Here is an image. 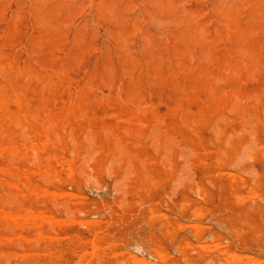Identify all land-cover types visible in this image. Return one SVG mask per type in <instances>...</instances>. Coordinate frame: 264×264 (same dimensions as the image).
<instances>
[{
    "label": "rangeland",
    "instance_id": "obj_1",
    "mask_svg": "<svg viewBox=\"0 0 264 264\" xmlns=\"http://www.w3.org/2000/svg\"><path fill=\"white\" fill-rule=\"evenodd\" d=\"M182 2L0 0L1 263L264 264V0Z\"/></svg>",
    "mask_w": 264,
    "mask_h": 264
},
{
    "label": "bare ground",
    "instance_id": "obj_2",
    "mask_svg": "<svg viewBox=\"0 0 264 264\" xmlns=\"http://www.w3.org/2000/svg\"><path fill=\"white\" fill-rule=\"evenodd\" d=\"M182 1H183V0H182ZM184 1L186 2V0H184ZM185 2H182V3H185ZM240 5H241V4H240ZM247 5H249V4H247ZM241 8H243V7H241ZM241 8H240V9H241ZM253 8H254V7H253ZM259 8H260V6H259ZM261 8H262V7H261ZM247 9H248V8H247ZM195 10H196V9H195ZM251 10H252V9H251ZM198 11H199V9H198ZM204 11H205V10H204ZM233 12H234V11H233ZM237 12H239V11H237ZM252 12H253V11H252ZM255 12H256V11H255ZM230 13H231V12H230ZM230 13H229V14H230ZM247 13H249V12H247ZM257 13H258V11H257ZM241 14H242V13H241ZM251 15H252V14H251ZM251 15H250V16H251ZM259 15H260V14H259ZM233 16H234V15H233ZM247 16H248V15H247ZM200 17H201V16H200ZM252 17H253V16H252ZM226 18H227V17H225V19H226ZM246 18H247V17H246ZM250 18H251V17H250ZM262 18H263V17H262ZM135 19H137V18H135ZM230 19H231V18H230ZM234 19H235V18H234ZM243 19H244V18H243ZM253 19H254V18H252L251 21H253ZM236 20H238V19H236ZM248 20H249V19H248ZM255 20H256V16H255ZM257 20H258V18H257ZM257 20H256V21H257ZM227 21H228V20H227ZM229 21H230V20H229ZM233 21H234V20H233ZM258 21H259V20H258ZM207 22H208V20H207ZM224 22H226V21H224ZM230 22H231V21H230ZM235 22H236V21H235ZM235 22H234V24H235ZM205 23H206V22H205ZM220 23H221V22H220ZM251 23H252V22H251ZM257 23H258V22H257ZM199 24H201V23H199ZM208 24H209V23H208ZM223 24H224V23H223ZM232 24H233V23H232ZM234 24H233V25H234ZM260 24H261V23H260ZM224 25H225V27H227L226 24H224ZM243 25H245V24H243ZM249 25H250V23H249ZM251 25H252V24H251ZM246 26H248V25H246ZM134 27H136V26H134ZM250 27H251V26H250ZM252 27H253V26H252ZM252 27H251V28H252ZM227 28H228V27H227ZM247 28H248V27H247ZM254 28H256V27H254ZM212 29H213V28H212ZM133 30H135V28H133ZM213 30H214V29H213ZM227 30H228V29H227ZM228 32H229V31H228ZM232 32H233V31H232ZM205 33H206V32H205ZM230 33H231V32H230ZM213 34H215L214 31H213ZM206 36H207V35H206ZM215 36H216V35H215ZM235 36H236V35H235ZM8 38H9V37H8ZM202 38H203V37H202ZM255 38H256V37H255ZM6 40H7V39H6ZM205 40H206V39H205ZM249 40H250V39H249ZM244 43H245V42H244ZM215 48H217V47H215ZM251 49H252V48H251ZM256 50H257V49H256ZM257 51H258V50H257ZM73 52H74V51H73ZM81 52H82V51H81ZM249 52H250V51H249ZM253 52H254V50H253ZM226 53H227V52H226ZM220 56H222V55H220ZM230 56H231V55H230ZM230 56H229V57H230ZM64 59H65V57H64ZM211 59H212V58H211ZM77 60H78V59H77ZM240 61H241V60H240ZM243 65H244V63H243ZM247 66H248V65H247ZM248 67H249V66H248ZM253 68H254V67H253ZM261 68H262V67H261ZM262 69H263V68H262ZM231 70H232V69H231ZM255 70H257V69H255ZM243 71H244V70H243ZM254 72H255V71H254ZM227 73H228V72H227ZM53 74H54V73H53ZM235 74H236V73H235ZM237 74H238V73H237ZM62 75H63V74H62ZM239 75H240V74H239ZM243 75H245V74H243ZM93 76H94V73H93ZM223 76H224V75H223ZM234 76H236V75H234ZM256 76H257V75H256ZM62 77H63V76H62ZM86 77H87V76H86ZM231 77H232V76H231ZM81 78H82V77H81ZM98 78H99V77H98ZM98 78H96V81H97ZM244 78H245V77H244ZM70 79H71V78H70ZM245 79H246V78H245ZM73 80H74V79H73ZM243 80H244V79H243ZM98 84H99V83H98ZM249 84H250V83H249ZM95 86H96V85H95ZM117 88H118V87H117ZM38 89H39V88H38ZM74 89H75V88H74ZM74 89H73V90H74ZM77 89H79V88H77ZM80 89H81V88H80ZM80 89H79V91H81ZM75 90H76V89H75ZM98 90H99V89H98ZM79 91H78V93H79ZM115 91H117V90H115ZM232 91H233V90H232ZM234 91H235V90H234ZM82 92H83V91H82ZM94 92H95V91H94ZM94 92H93V93H94ZM91 93H92V92H91ZM101 93H102V92H101ZM231 93H233V92H231ZM237 93H238V92H237ZM74 94H75V93H74ZM135 94H136V93H135ZM79 95H81V94H79ZM79 95H78V96H79ZM94 95H95V93H94ZM117 95H118V94H117ZM133 95H134V94H133ZM225 95H226V94H225ZM250 95H251V94H250ZM82 96H83V95H82ZM255 97H256V96H255ZM79 99H81V98H79ZM221 99H222V98H221ZM228 99H229V98H228ZM119 100L121 101L122 99L119 97ZM231 100H232V99H231ZM223 101H224V100H223ZM245 101H246V100H245ZM62 102H63V101H62ZM81 102H82V100H81ZM126 102H127V101H126ZM210 102H211V101H210ZM251 102H252V101H251ZM85 103H86V102H85ZM122 103H124V102H122ZM261 103H262V102H261ZM118 104H119V103H118ZM120 104H121V103H120ZM148 105H149V104H148ZM233 105H235V104H233ZM76 106H77V105H76ZM137 106H140V105H137ZM206 106H207V105H206ZM221 106H222V105H221ZM119 107H120V106H119ZM143 107H144V106H143ZM145 107H146V106H145ZM145 107H144V108H145ZM210 107H211V106H210ZM212 107H213V106H212ZM238 107H239V106H238ZM73 108H74V107H73ZM146 108H147V107H146ZM244 108H245V107H244ZM255 108H256V107H255ZM255 108H254V109H255ZM138 109H140V108H138ZM149 109H150V108H148V110H149ZM260 109H261V108H260ZM141 110H142V109H141ZM205 110H206V108H205ZM228 110H229V109H228ZM232 110H233V109H232ZM236 110H237V109H236ZM236 110H235V111H236ZM255 110H256V109H255ZM143 111H145V110H143ZM149 111H150V110H149ZM92 113H93V112H92ZM232 113H234V112H232ZM240 114H243V112L240 113ZM249 114H250V112H249ZM51 115H52V114H51ZM191 115H192V112H191ZM254 115H255V114H254ZM257 115H258V114H257ZM224 116H225V115H224ZM195 117H196V116H195ZM199 117H202V116H199ZM203 117H204V116H203ZM211 117H212V116H211ZM211 117H210V119H211ZM242 117H243V115H242ZM242 117H241V118H242ZM205 118H206V117H205ZM244 118H245V117H244ZM196 119H197V118H195V120H196ZM238 119H239V118H238ZM122 120H124V118H123ZM137 120H138V119H137ZM192 120H193V119H192ZM206 120H208V119L206 118ZM226 120H228V119H226ZM230 120H231V119H230ZM182 121H183V120H182ZM210 121H211V120H210ZM12 122H14V121H12ZM12 122H11V123H12ZM16 122H17V121H16ZM126 122H127V121H126ZM185 122H186V121H185ZM207 122H208V121H207ZM214 122H215V121H214ZM222 122H223V121H222ZM238 122H239V121H238ZM135 123H137V122H135ZM259 123H260V122H259ZM12 124H13V123H12ZM140 124H141V123H140ZM140 124H139V122H138V125H140ZM181 124H182V123H181ZM196 124H197V123H196ZM227 125H228V124H227ZM227 125H226V126H227ZM4 126H5V125H4ZM18 126H19V125H18ZM186 126H187V124H186ZM228 126H229V125H228ZM249 126H250V125H249ZM263 126H264V125H263ZM19 127H20V126H19ZM126 127H127V126H126ZM241 127H242V126H241ZM87 128L89 129V127H87ZM228 128H229V127H228ZM252 128H253V127H252ZM260 128H261V127H260ZM7 129H8V128H7ZM7 129H6V130H7ZM90 129H91V128H90ZM189 129H190V128H189ZM231 129H232V128H231ZM231 129H230V130H231ZM258 129H259V128H258ZM9 130H11V129H9ZM27 130L29 131V129H27ZM47 130H48V129H47ZM61 130H62V132H63L64 129H61ZM132 130H133V129H132ZM213 130H214V129H213ZM233 130H234V129H233ZM12 131H13V130H12ZM44 131H45V130H44ZM214 131H215V130H214ZM234 131H235V130H234ZM244 131H245V130H244ZM10 132H11V131H10ZM126 132H127V131H126ZM217 132H218V130H217ZM224 132H225V131H224ZM252 132H253V131H252ZM53 133H54V132H53ZM228 133H229V132H228ZM228 133H226V134L228 135ZM22 134H23V133H22ZM82 134H83V133H82ZM218 134H219V133H218ZM8 135H9V134H8ZM113 135H114V134H113ZM213 135H214V134H213ZM246 135H247V134H246ZM248 135H249V134H248ZM24 136H25V135H24ZM32 136H33V135H32ZM36 136L38 137V135H36ZM83 136H85V135H83ZM106 136H107V135H106ZM243 136H244V135H243ZM3 137H4V136H3ZM67 137H68V136H67ZM111 137H112V136H111ZM203 137H204V136H203ZM228 137H230V136H228ZM0 138L2 139V137H0ZM68 138H69V137H68ZM68 138H67V139H68ZM213 138H214V137H213ZM225 138H226V137H225ZM261 138H262V137H261ZM7 139H8V136H7ZM31 139H32V138H31ZM117 139H118V138H117ZM229 139H230V138H229ZM2 140H5V139H2ZM214 140H215V138H214ZM216 140H217V138H216ZM225 140H227V138H226ZM69 141H71V140L69 139ZM115 141H116V139H115ZM211 141H212V140H211ZM227 141H228V140H227ZM44 142H45V141H44ZM225 142H226V141H225ZM225 142H223V143H224L223 146H225V144H226ZM31 143H32V142H31ZM39 143H41V142L39 141ZM178 143H179V142H178ZM247 143H248V142H247ZM3 144H4V143H3ZM21 144H22V143H21ZM41 144H42V143H41ZM58 144H59V143H58ZM86 144H88V142H87ZM112 144H113V143H112ZM116 144H117V143H116ZM182 144H183V143H182ZM182 144H181V145H182ZM202 144H203V143H202ZM236 144H237V143H236ZM260 144H261V143H260ZM7 145H8V144H7ZM38 145H39V144H38ZM113 145H114V144H113ZM4 146H5V145H4ZM10 146H11V145H10ZM40 146H42V145H40ZM40 146H39V147H40ZM95 146H97V145L95 144ZM115 146H116V145H115ZM119 146H121V145L119 144ZM179 146H180V143H179ZM185 146H186V145H185ZM189 146H190V145H189ZM240 146H243V144L240 145ZM22 147H23V146H22ZM49 147H50V146H48V148H49ZM252 147H253V146H252ZM259 147H260V146H259ZM262 147H263V146H262ZM40 148H41V147H40ZM51 148H52V147H51ZM121 148H122V146H121ZM189 148H190V147H189ZM196 148H197V147H196ZM245 148H246V146H245ZM33 149H34V148H33ZM33 149H32V150H33ZM219 149H220V148H219ZM229 149H230V147H229ZM229 149H228V150H229ZM253 149H254V148H253ZM27 150H30V149H27ZM38 150H39V149H38ZM43 150H44V149H43ZM50 150H52V149H50ZM106 150H107V149H106ZM106 150H105V151H106ZM257 150H258V149H257ZM261 150H262V149H261ZM10 151H11V150H10ZM16 151H17V150H16ZM33 151H36V150H33ZM33 151H31V152H33ZM107 151H108V150H107ZM218 151H222V150L220 149V150H218ZM226 151H227V150H226ZM259 151H260V150H259ZM262 151H263V150H262ZM43 152L45 153L46 151H43ZM50 152H51V151H50ZM69 152H71V151H69ZM72 152H73V151H72ZM85 152H86V151H85ZM117 152H119V150H118ZM117 152H116V154L118 155ZM17 153H18V152H17ZM23 153L25 154L24 150H23ZM23 153L21 152V154H23ZM51 153H52V152H51ZM121 153H122V152H121ZM218 153H219V152H218ZM220 153L223 154L222 152H220ZM229 153H230V152H229ZM237 153H238V152H237ZM256 153H257V152H256ZM256 153H254V154H256ZM258 153H260V152H258ZM4 154H5V153H4ZM8 154H9V153H8ZM8 154H7V155H8ZM69 154H71V153H69ZM69 154H68V155H69ZM96 154H97V153H96ZM123 154H124V153H123ZM202 154H203V153H202ZM216 154H217V153H216ZM224 154H225V152H224ZM232 154H234V153H232ZM238 154H239V153H238ZM240 154H241V153H240ZM261 154H262V153H261ZM261 154H260V155H261ZM263 154H264V153H263ZM10 155H11V154H10ZM15 155H16V154H14V156H15ZM19 155H20V154H19ZM29 155H30V154H29ZM52 155H53V154H52ZM82 155H83V154H82ZM92 155H93V154H92ZM119 155H121V154H119ZM16 156H17V155H16ZM21 156H22V155H20V157H21ZM30 156H31V155H30ZM34 156H35V155H34ZM124 156H125V155H123V158H125ZM205 156H206V155H205ZM223 156H224V155H223ZM226 156H227V154H226ZM238 156L240 157V155H238ZM238 156H236V157H238ZM11 157H12V156H11ZM27 157H28V156H27ZM45 157H46V156H45ZM81 157H83V156H81ZM121 157H122V156H121ZM221 157H222V156H221ZM224 157H225V156H224ZM234 157H235V156H234ZM251 157H252V156H251ZM263 157H264V156H263ZM29 158H30V157H29ZM35 158H36V157H35ZM42 158H43V157H42ZM83 158H84V157H83ZM115 158H116V157H115ZM123 158H122V159H123ZM126 158H127V156H126ZM151 158H152V157H151ZM197 158H198V156H197ZM197 158H196V159H197ZM214 158L219 159L218 157H215V156H214ZM259 158H260V160H262L261 157H259ZM127 159H128V158H127ZM192 159H193V158H192ZM194 159H195V158H194ZM196 159H195V160H196ZM15 160L17 161V160H19V159H15ZM28 160H29V159H28ZM30 160H31V159H30ZM44 160H45V159H44ZM91 160H92V159H91ZM117 160H118V158H117ZM125 160H126V159H125ZM195 160H194V162H195ZM199 160H200V159H199ZM214 160H216V159H214ZM234 160H235V159H234ZM254 160H255V158H254ZM11 161H13V160H11ZM19 161L22 162V160H19ZM25 161H26V160H25ZM25 161H24V162H25ZM35 161H36V160H35ZM81 161H82V160H81ZM126 161H127V160H126ZM196 161H197V160H196ZM204 161H206V160L204 159L203 162H204ZM4 162H5V161H4ZM4 162H3V163H4ZM29 162H30V161H29ZM36 162H37V161H36ZM88 162H89V161H88ZM113 162H114V161H113ZM115 162H116V161H115ZM197 162H198V161H197ZM208 162H209V161H208ZM211 162H212V161H211ZM222 162H223V161H222ZM234 162H236V161H234ZM7 163H8V162H7ZM45 163H47V159H46ZM78 163H79V162H78ZM119 163H121V162H119ZM119 163H118V164H119ZM4 164H5V163H4ZM8 164H9V163H8ZM27 164H28V162H27ZM38 164H39V163H38ZM56 164H57V163H56ZM106 164H107V163H106ZM116 164H117V163H116ZM124 164H125V162H124ZM165 164H166V163H165ZM203 164H204V163H203ZM213 164H215V163H213ZM217 164H218V162H217ZM11 165H12V162H11ZM28 165H31V163H29ZM112 165H113V164H112ZM114 165H115V164H114ZM114 165H113V166H114ZM125 165H126V164H125ZM174 165H175V164H174ZM174 165H173V166H174ZM200 165H202V164L200 163ZM210 165H211V164H210ZM13 166L15 167V165H13ZM47 166H48V163H47L46 167H47ZM104 166H105V165H104ZM116 166H117V165H116ZM161 166H162V165H161ZM173 166H172V168H173ZM202 166H204V165H202ZM208 166H209V165H208ZM213 166H214V165H213ZM6 167H8V165H7ZM32 167H34V166H32ZM60 167H61V166H60ZM66 167H67V165L65 166V168H66ZM169 167L171 168V166H169ZM36 168H37V167H36ZM47 168H48V167H47ZM89 168H90V167H89ZM105 168H106V167H105ZM3 169H4V168H3ZM10 169H11V168H10ZM12 169H14V168L12 167ZM22 169H24V168L22 167ZM212 169H213V168H212ZM66 170H70V168H69V169H66ZM177 170H178V169H177ZM205 170H206V169H205ZM210 170H211V169H210ZM216 170H217V169H216ZM220 170H221V169H220ZM14 171H15V170H14ZM42 171H43V169H42ZM45 171H46V170H45ZM45 171H43V172H45ZM179 171H180V170H179ZM1 172H2V171H1ZM29 172H30V171H29ZM43 172H42V174H44ZM48 172H49V171H48ZM70 172H71V170H70ZM157 172H158V171H157ZM166 172H167V171H166ZM168 172H169V171H168ZM212 172H213V171H212ZM220 172H223V171H219V173H220ZM45 173H47V172H45ZM62 173H63V171H62ZM161 173H162V172H161ZM223 173H224V172H223ZM223 173H222V175H223ZM227 173H228V172H227ZM229 173H231V172H229ZM229 173H228V174H229ZM8 174H9V173H8ZM52 174H53V173H52ZM69 174H70V173H69ZM112 174H113V173H112ZM177 174H178V173H177ZM228 174H226V175H228ZM10 175H11V174H10ZM28 175L30 176V174H28ZM40 175H41V174H40ZM44 175H46V174H44ZM44 175H43V176H44ZM210 175H211V174H210ZM210 175H209V176H210ZM260 175H263V174L261 173ZM59 176H60V175H59ZM65 176H66V174H65ZM69 176L72 177V172H71V175H69ZM223 176H225V175H223ZM15 177H16V176H15ZM41 177H42V176H41ZM44 177L49 178L48 175H46V176H44ZM44 177H43V179L46 180L47 178L45 179ZM52 177H53V176H52ZM67 177H68V176H67ZM158 177H159V176H158ZM214 177H215V176H214ZM229 177H230V176H229ZM262 177L264 178V175H263ZM11 178H12V177H11ZM69 178H70V177H69ZM69 178H68V179H69ZM218 178H219V176H218ZM240 178H241V177H240ZM263 178H261V179L263 180ZM16 179H17V178H16ZM49 179H50V178H49ZM49 179H48V180H49ZM53 179H56V180H57V178H53ZM227 179H229V178H227ZM44 180L41 179V182L43 181L42 183H45ZM150 180H151V179H150ZM229 180H231V179H229ZM57 181H59V180H57ZM152 181H153V180H152ZM23 182H24V180H23ZM63 182H64V181H63ZM66 182H67V181H66ZM84 182H85V181H84ZM144 182H145V181H144ZM153 182H154V181H153ZM190 182H191V181H190ZM11 183H12V182H11ZM263 183H264V182H263ZM18 184H19V183H18ZM46 184H47V180H46ZM46 184H45V185H46ZM194 184H195V183H194ZM10 185H11V184H10ZM15 185H16V184H15ZM26 185H27V184H26ZM42 185H43V184H42ZM49 185H50V184H49ZM83 185H84V184H83ZM83 185H82V186H83ZM23 186H24V185H23ZM67 186H68V185H67ZM235 186H236V185H235ZM7 187H8V186H7ZM11 187H13V186H11ZM30 187H31V186H30ZM30 187H27V188L29 189ZM169 187H170V186H169ZM228 187H229V186H228ZM4 188H5V187H4ZM51 188H53V187L51 186ZM51 188H49V189H51ZM83 188H84V187H83ZM2 189H3V188H2ZM19 189H21V188H19ZM44 190L46 191L47 189L44 188ZM21 191H22V190H21ZM29 191H30V190H29ZM47 191H48V190H47ZM53 191H54V190H53ZM67 191H68V190H67ZM197 191H198V190H197ZM24 192H25V191H24ZM26 192H27V191H26ZM30 192H31V191H30ZM32 192L35 193L34 191H32ZM54 192H55V191H54ZM59 192H60V191H59ZM59 192H58V194H59ZM201 192H202V191H201ZM5 193H6V192H5ZM17 193H18V192H17ZM48 193H49V192H48ZM56 193H57V192H56ZM62 193H64V192L61 191V194H62ZM66 193L68 194V192H65V195H66ZM202 193H203V192H202ZM262 193H263V192H262ZM20 194H21V192H20ZM30 194H31V193H30ZM45 194H46V193H45ZM53 194H55V193H53ZM58 194H57V195H58ZM61 194H60V196H61ZM70 194H71V193H69V196H68V195H66V196H67L68 198L71 197V196H74V195H72V194L70 195ZM34 195H36V194H34ZM55 195H56V194H55ZM55 195H53V196H55ZM195 195H196V194H195ZM237 195H238V194H237ZM27 196H28V195H27ZM40 196H41V195H40ZM49 196H50V195H49ZM62 196H64V195L62 194ZM80 196H81V195H80ZM83 196H84V195H83ZM161 196H162V195H161ZM34 197H35V196H34ZM55 197H56V196H55ZM55 197H54L53 200H55ZM58 197H59V196H58ZM236 197H237V196H236ZM36 198H37V197H36ZM200 198H201V197H200ZM237 198H239V197H237ZM4 199H5V198H4ZM11 199H12V198H11ZM46 199H47V198H46ZM8 200H9V199H8ZM20 200H21V199H20ZM23 200H24V199H23ZM30 200H31V199H30ZM30 200H28V201L30 202ZM37 200H38V199H37ZM50 200H51V199H50ZM56 200H57V199H56ZM235 200H236V198H235ZM26 201H27V200H26ZM51 201H52V200H51ZM51 201H50V203H51ZM74 201H75V200H74ZM76 201H78V200H76ZM155 201H156V200H155ZM53 202H54V201H53ZM64 202H66V201H64ZM70 202H73V201H70ZM91 202H92V201H91ZM4 203H5V202H4ZM14 203H15V202H14ZM18 203H19V202H18ZM18 203H17V204H18ZM17 204H16V206H17ZM20 204H21V203H20ZM24 204H25V203H24ZM35 204H36V203H35ZM39 204H40V203H39ZM41 204H42V203H41ZM54 204H56V201L54 202ZM62 204H63V202H62ZM31 205H32V204H31ZM57 205H58V204H57ZM64 205L67 206L66 204H64ZM64 205H63V206H64ZM9 206H10V205H9ZM26 206H27V205H26ZM39 206H40V205H39ZM41 206H42V205H41ZM44 206H45V205H44ZM46 206H47V204H46ZM49 206H51V205L49 204ZM63 206H61V207H63ZM65 206H64V209H65ZM174 206H175V205H174ZM7 207H8V206H7ZM36 207H37V206H36ZM36 207H35V208H36ZM58 207H59V205H58ZM108 207H109V206H108ZM116 207H118V206H116ZM164 207H165V206H164ZM16 208H17V207H16ZM18 208H19V206H18ZM24 208H26V207H24ZM29 208H30V207H29ZM40 208H41V207H40ZM46 208H47V207H46ZM46 208H44L43 210H45ZM48 208H50V207H48ZM102 208H103V206H102ZM118 208H119V207H118ZM147 208H150V207L147 206ZM198 208H199V207H198ZM7 209H8V208H7ZM50 209H51V208H50ZM64 209H63V210H64ZM77 209H78V208H77ZM137 209H138V208H137ZM15 210H16V209H15ZM15 210H14V211H15ZM75 210H76V209H75ZM78 210H79V209H78ZM8 211L10 212V210H8ZM26 211H27V210H26ZM28 211H29V210H28ZM30 211H32V210H30ZM35 211H36V210H35ZM48 211H50V210H48ZM56 211H57V210H56ZM56 211H55V212H56ZM64 211H65V210H64ZM72 211H74V210L72 209ZM107 211H108V210H107ZM151 211H152V210H151ZM198 211H199V210H198ZM198 211H196V212H198ZM12 212H13V210H12ZM19 212H20V211H19ZM43 212H44V211H43ZM46 212H47V210H46ZM50 212H52V211H50ZM55 212L53 213V215L56 214ZM78 212H79V211H78ZM95 212H97V211H95ZM102 212H103V211H102ZM148 212H149V211H148ZM194 212H195V211H194ZM28 213H29V212H28ZM28 213H27V214H28ZM62 213H63V211H62ZM93 213H94V212H93ZM103 213H104V212H103ZM115 213H117V212H115ZM122 213H123V211H122ZM134 213H135V212H134ZM136 213H137V212H136ZM150 213H151V212H149V215H150ZM155 213H156V212H155ZM191 213H192V212H191ZM198 213H199V212H198ZM3 214H4V213H3ZM27 214H26V215H27ZM33 214H34V213H33ZM47 214H48V213H47ZM64 214L66 215V213H64ZM80 214H81V212H80ZM80 214H79V215H80ZM216 214H217V213H216ZM0 215H1V214H0ZM14 215H15V214H14ZM14 215H13V216H14ZM17 215H18V214H17ZM26 215L24 214V217H28V215H27V216H26ZM53 215H52V216H53ZM90 215L92 216V213H91ZM94 215H95V214H93V216H94ZM96 215H97V214H96ZM98 215L100 216V214H98ZM101 215H102V214H101ZM106 215H107V214H106ZM114 215H116V214H114ZM147 215H148V214H147ZM13 216H12V217H13ZM15 216H16V215H15ZM19 216H20V215H19ZM33 216H34V215H33ZM39 216H40V215H39ZM52 216H51V217H52ZM163 216H164V215H163ZM257 216H258V215H257ZM10 217H11V215L9 216V218H10ZM21 217H22V216H21ZM21 217H20V218H21ZM47 217H49V216H47ZM53 217H54V216H53ZM65 217H66V216H65ZM67 217H68V216H67ZM72 217H73V216H72ZM117 217H118V216H117ZM120 217H121V216H120ZM206 217H207V216H206ZM232 217H233V216H232ZM6 218H7V217H6ZM16 218H17V217H16ZM28 218H30V217H28ZM31 218H33V217L31 216ZM38 218H40V217H38ZM43 218H44V216H43ZM55 218H56V217H55ZM93 218H94V217H93ZM93 218H89V219H93ZM95 218H96V216H95ZM118 218H119V217H118ZM168 218H169V217H168ZM228 218H229V217H228ZM2 219H3V218H2ZM23 219H24V218H23ZM33 219H34V218H33ZM50 219H51V218H50ZM62 219H65V218L62 217ZM66 219H68V218H66ZM69 219H70V218H69ZM97 219H98V218H97ZM107 219H109V218H107ZM7 220H8V219H7ZM10 220H11V219H10ZM20 220H21V219H20ZM29 220H31V219H29ZM37 220H38V219H37ZM54 220H57V219H54ZM70 220H74V219H70ZM75 220L77 221V219H75ZM84 220H85V219H84ZM118 220H119V219H118ZM39 221H42V220L39 219ZM50 221H51V220H49V222H50ZM52 221H53V219H52ZM78 221H79V219H78ZM78 221H77V222H78ZM108 221H109V220H108ZM108 221H107V222H108ZM7 222H8V221H7ZM7 222H6V223H7ZM20 222H21V221H20ZM23 222H24V220H23ZM23 222H22V223H23ZM29 222H30V221H29ZM36 222H37V224L40 223V222L38 223V221H36ZM56 222H57V221H55V223H56ZM64 222H65V221H64ZM87 222H88V221H87ZM118 222H119V221H118ZM123 222H124V221H123ZM123 222H122V223H123ZM245 222H246V221H245ZM6 223H4V224H6ZM45 223H46V222H45ZM60 223H61V222H60ZM65 223H66V222H65ZM67 223H68V221H67ZM115 223H116V222H115ZM124 223H126V222H124ZM124 223H123V224H124ZM168 223H169V222H168ZM2 224H3V223H2ZM9 224H10V223H9ZM63 224H64V223H63ZM102 224H103V223H102ZM105 224H106V223H105ZM112 224H113V223H112ZM160 224H161V223H160ZM250 224H251V223H250ZM46 225H48V223H46ZM6 226H7V225H6ZM13 226H14V229L17 227L16 225H13ZM49 226H52V224L49 225ZM116 226H117V225H116ZM116 226H114V227H116ZM120 226H121V225H120ZM29 227H30V226H29ZM47 227H48V226H47ZM47 227H44V228H47ZM171 227H172V226H171ZM3 228H4V227H3ZM5 228H6V227H5ZM120 228H121V227H120ZM166 228H167V227H166ZM232 228H233V227H231V229H232ZM29 229H30V228H29ZM47 229H48V228H47ZM103 229H104V227H103ZM116 229H117V228H116ZM1 230H2V229H1ZM23 230H24V229H23ZM34 230H35V229H34ZM52 230H53V229H52ZM97 230H98V229H97ZM167 230H168V229H167ZM167 230H166V231H167ZM29 231H30V230H29ZM47 231H48V230H47ZM114 231H115V230H114ZM164 231H165V230H164ZM166 231H165V232H166ZM35 232H36V230H35ZM37 232H38V231H37ZM37 232H36V233H37ZM48 232H49V231H48ZM94 232H95V231H94ZM38 233H39V232H38ZM167 233H168V232H167ZM169 233H170V232H169ZM9 234H10V233H9ZM18 234H19V233H18ZM31 234H32V232H31ZM93 234H94V233H93ZM93 234H92V235H93ZM254 234H255V233H254ZM12 235H13V234H12ZM42 235H44V234H42ZM48 235H49V234H48ZM238 235H239V233H238ZM238 235H237V236H238ZM13 236H16V235H13ZM19 236H20V235H19ZM19 236H18V237H19ZM21 236H22V235H21ZM21 236H20V237H21ZM31 236H32V235H31ZM34 236H35V237H41V236H39V235H38V236L34 235ZM51 236H52V235H51ZM55 236H56V234H55ZM55 236H54V237H55ZM59 236H61V235H59ZM65 236H66V235H65ZM205 236H206V235H205ZM4 237H5V236H4ZM16 237H17V236H16ZM48 237H49V236H48ZM90 237H91V236H90ZM1 238H2V237H1ZM6 238H8V237H6ZM13 238H14V237H13ZM28 238H30V237L28 236ZM49 238H50V237H49ZM49 238H48V239H49ZM92 238H93V237H92ZM14 239H15V238H14ZM14 239H13V240H14ZM19 239H21V238H19ZM25 239H26V238H25ZM46 239H47V238H46ZM56 239H57V238H56ZM7 240H8V239H7ZM15 240H16V239H15ZM21 240H22V239H21ZM32 240H33V239H32ZM37 240H38V239H37ZM37 240H36V241H37ZM262 240H263V239H262ZM11 241H12V240H11ZM19 241H20V240H19ZM34 241H35V240H34ZM36 241H35V242H36ZM154 241H155V240H154ZM1 242H3V240H2ZM35 242H34V244H36ZM37 242H38V241H37ZM46 242H47V241H46ZM108 242H109V241H108ZM217 242H218V241H217ZM10 243H12V242H10ZM90 243H91V239H90ZM118 243H120V242L118 241ZM214 243H215V242H214ZM12 244H13V243H12ZM38 244H39V243H37V245H38ZM47 244H48V243H47ZM103 244H106V245H107V244H110V243H106V242H105V243H103ZM103 244H102V245H103ZM17 245H18V244H17ZM30 245H31V244H30ZM30 245H29V247H30ZM89 245H90V244H88V246H89ZM91 245H92V244H91ZM102 245H101V246H102ZM115 245H116V244H115ZM184 245H185V244H184ZM217 245H218V244H217ZM217 245H216V246H217ZM8 246H9V245H8ZM10 246H11V245H10ZM18 246H19V245H18ZM42 246H43V245H42ZM157 246H158V245H157ZM27 247H28V246H27ZM40 247H41V246H40ZM46 247H47V246H46ZM90 247H92V246H90ZM96 247H97V245L95 246V248H96ZM102 247H103V246H102ZM104 247H105V246H104ZM2 248H3V247H2ZM2 248H1V249H2ZM6 248H7V247H6ZM95 248H94V249H95ZM108 248H109V247H108ZM208 248H209V247H208ZM181 249H182V246H181ZM209 249H210V248H209ZM23 250H24V249H23ZM84 250H85V249H84ZM89 250H90V249H89ZM222 250H223V249H222ZM0 251H1V250H0ZM87 251H88V250H87ZM124 251H125V249H124ZM152 251H153V250H152ZM164 251H165V250H164ZM181 251H182V250H181ZM181 251H179V252H181ZM187 251H188V250H187ZM1 252H2V251H1ZM90 252H91V251H90ZM92 252H94V251H92ZM119 252H120V250H119ZM157 252H158V251H157ZM157 252H156V253H157ZM159 252L161 253V251H159ZM162 252H163V251H162ZM227 252H228V251H227ZM2 253H3V252H2ZM2 253H1V254H2ZM19 253H20V252H19ZM79 253H80L79 256H81V254L83 253V251H82V253L79 251ZM112 253H114V252H112ZM112 253H111V254H112ZM126 253H127V252H126ZM154 253H155V252H152L153 255H154ZM17 254H18V253H17ZM21 254H25V253H21ZM41 254H44V253H41ZM91 254H92V253H91ZM157 254H159V253H157ZM227 254L229 255V253H227ZM227 254H226V255H227ZM3 255H4V254H3ZM3 255H2V256H3ZM12 255H13V254H12ZM15 255H16V254H15ZM37 255H38V254H37ZM231 255H233V254H231ZM234 255H235V254H234ZM2 256H1V257H2ZM13 256H14V255H13ZM22 256H24V255H22ZM88 256H90V255H88ZM159 256H160V255H159ZM161 256H163V254H161ZM199 256H202V255H199ZM199 256H198V257H199ZM235 256H237V255H235ZM1 257H0V258H1ZM4 257H5V255H4ZM14 257H15V256H14ZM37 257H39V256H37ZM37 257H36V258H37ZM75 257H76V256H75ZM77 257H78V256H77ZM90 257H91V256H90ZM90 257H89V258H90ZM137 257H138V256H137ZM137 257L135 256V258H137ZM139 257H140V256H139ZM164 257H165V256H164ZM202 257H203V256H202ZM224 257H225V256H224ZM224 257H223V259H224ZM232 257H233V256H231L230 258L233 259ZM239 257H240V256H239ZM6 258L8 259L7 255H6ZM39 258H40V257H39ZM79 258H80V257H79ZM155 258H158V256L155 257ZM182 258L185 259L184 257H182ZM230 258H229V259H230ZM235 258H236V257H235ZM18 259H19V258H18ZM37 259H38V258H37ZM140 259H142V258H140ZM214 259H215V258H214ZM231 259H230V260H231ZM85 260H86V259H85ZM118 260H119V259H118ZM118 260H117V262H118ZM124 260H125V259H124ZM129 260H130V259H129ZM134 260H135V259H134ZM137 260H138V259H137ZM137 260H136V261H137ZM142 260H143V259H142ZM159 260H160V259H159ZM163 260H164V259H163ZM171 260H172V259H171ZM173 260H174V259H173ZM224 260H225V259H224ZM226 260H227V259H226ZM234 260H235V259H234ZM257 260H258V259H257ZM257 260H256V261H257ZM261 260H263V259H261ZM6 261H7V260H6ZM6 261H5V262H6ZM8 261H9V260H8ZM37 261H39V260H37ZM56 261H57V260H56ZM86 261H87V260H86ZM150 261H151V260H150ZM216 261H217V260H216ZM222 261H223V260H222ZM238 261H240V260H238ZM251 261H252V260H251ZM254 261H255V259H254ZM256 261H255V263H256ZM2 262L4 263V260H3ZM76 262H78V261H76ZM84 262H85V261H84ZM121 262H123V261L121 260ZM129 262H130V261H129ZM137 262H138V261H137ZM142 262H144V261H142ZM151 262H153V261H151ZM171 262H172V261H171ZM173 262H174V261H173ZM173 262H172V264H173ZM186 262H187V261H186ZM3 263L0 262V264H3ZM7 263H8V262H7ZM39 263H40V261H39ZM39 263H38V264H39ZM80 263H81V262H80ZM82 263H83V262H82ZM140 263H141V262H140ZM140 263H139V264H140ZM160 263H161V262H160ZM163 263H164V262H163ZM188 263H189V262H188ZM224 263H225V262H224ZM235 263H236V262H235ZM235 263H234V264H235ZM242 263H243V261H242ZM5 264H6V263H5ZM11 264H12V263H11ZM75 264H76V263H75ZM121 264H122V263H121ZM124 264H125V263H124ZM126 264H128V263L126 262ZM130 264H132V263H130ZM133 264H135V261H134ZM142 264H143V263H142ZM145 264H146V263H145ZM147 264H149V262H148ZM154 264H155V263H154ZM157 264H158V263H157ZM161 264H162V263H161ZM174 264H175V263H174ZM178 264H179V263H178ZM189 264H190V263H189ZM192 264H193V263H192ZM194 264H195V263H194ZM198 264H199V263H198ZM200 264H201V263H200ZM217 264H218V263H217ZM236 264H237V263H236ZM238 264H239V263H238ZM245 264H246V263H245ZM250 264H254V263H253V262H252V263L250 262Z\"/></svg>",
    "mask_w": 264,
    "mask_h": 264
}]
</instances>
